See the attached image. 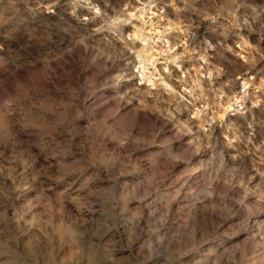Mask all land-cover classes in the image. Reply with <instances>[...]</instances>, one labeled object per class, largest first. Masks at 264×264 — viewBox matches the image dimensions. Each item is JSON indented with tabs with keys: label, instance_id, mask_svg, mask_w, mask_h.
Masks as SVG:
<instances>
[{
	"label": "rangeland",
	"instance_id": "obj_1",
	"mask_svg": "<svg viewBox=\"0 0 264 264\" xmlns=\"http://www.w3.org/2000/svg\"><path fill=\"white\" fill-rule=\"evenodd\" d=\"M0 264H264V0H0Z\"/></svg>",
	"mask_w": 264,
	"mask_h": 264
},
{
	"label": "bare ground",
	"instance_id": "obj_2",
	"mask_svg": "<svg viewBox=\"0 0 264 264\" xmlns=\"http://www.w3.org/2000/svg\"><path fill=\"white\" fill-rule=\"evenodd\" d=\"M145 6H143V7H141L140 9H139V11H141L142 12V14H141V17L143 16L144 17V12H145ZM141 20L143 21V24H145L146 23V21L144 20V19H142L141 18ZM169 27H171V26H169ZM172 28V27H171ZM151 32H150V30H146L145 28H143V26H141V27H138V26H136V28L134 29V31L131 33V34H129V36L131 37V39L132 40H138V41H140V43H141V46H140V49L139 50H137V52H138V56H140V60H139V62H140V67L141 68H143V72L145 73V75H146V71H145V69H146V64H148V63H150V64H152L153 66H154V68L155 69H157V66H155V64H156V62H158V60L160 59V57H158V56H151V53H153V52H157V53H159V52H163V53H165L166 54V56H167V59H170V60H172L174 63H178V56L177 55H175V52H174V50H172L171 49V44H168L167 45V47L165 48V49H163V48H160V50L159 49H157V48H155L154 47V45H151V43H150V41L152 40V41H155V38L154 37H152V35L150 34ZM160 37V36H159ZM159 39V38H158ZM158 41V40H157ZM167 43H170V41L169 40H167L166 41ZM142 55H144V57L142 56ZM178 65V64H177ZM179 66V65H178ZM136 71H138V70H136ZM139 72V71H138ZM143 74V73H142ZM152 74H154L153 72H151V74L150 75H152ZM164 84H166L167 86H169L170 88H172L173 90H175L173 87H172V85H170L169 83H167L166 81H164ZM248 84V82H245L244 83V85L246 86ZM186 89V88H185ZM187 90V89H186ZM195 107V106H194ZM196 108V107H195ZM199 112V111H198ZM224 115V114H223Z\"/></svg>",
	"mask_w": 264,
	"mask_h": 264
},
{
	"label": "built area",
	"instance_id": "obj_3",
	"mask_svg": "<svg viewBox=\"0 0 264 264\" xmlns=\"http://www.w3.org/2000/svg\"><path fill=\"white\" fill-rule=\"evenodd\" d=\"M186 101L189 102L192 105V101L191 100H189L188 98H186ZM194 114H195V112H194Z\"/></svg>",
	"mask_w": 264,
	"mask_h": 264
}]
</instances>
